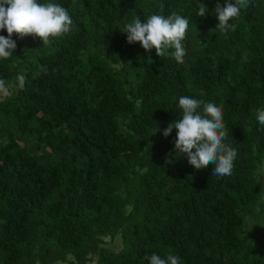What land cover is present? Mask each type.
<instances>
[{
	"label": "trees",
	"instance_id": "16d2710c",
	"mask_svg": "<svg viewBox=\"0 0 264 264\" xmlns=\"http://www.w3.org/2000/svg\"><path fill=\"white\" fill-rule=\"evenodd\" d=\"M40 2L65 7L74 27L48 48L13 34L0 60L12 86L0 96V264H149L154 253L264 264V0L224 32L214 10L225 0ZM173 12L189 20L182 64L122 34L137 16ZM185 95L222 105L232 175L194 169L177 158L175 129L163 136Z\"/></svg>",
	"mask_w": 264,
	"mask_h": 264
},
{
	"label": "clouds",
	"instance_id": "9594fccd",
	"mask_svg": "<svg viewBox=\"0 0 264 264\" xmlns=\"http://www.w3.org/2000/svg\"><path fill=\"white\" fill-rule=\"evenodd\" d=\"M250 3L251 0H225L223 5L216 3V29L221 32L235 30L236 25L229 24V21L238 17L240 10L249 7ZM159 8L162 10L163 4ZM206 11L205 5L199 3L197 15L204 17ZM73 27L69 11L60 4L41 3L40 0H0V31L7 32V37L0 35V60L13 56L17 48L13 34L19 39L26 36L39 39L42 47L48 48L56 38L69 34ZM188 27L189 20L175 12L168 16L150 14L143 22L139 16L125 22L122 34H126L128 44L138 42L145 52L155 49L157 57H168L182 64L186 56L183 41ZM25 82V74L20 73L15 86L23 89ZM11 87L0 79V96L10 95ZM199 95L203 97L205 93L201 91ZM178 108L180 117L163 131L167 138L175 129L173 143L177 158L186 156L189 165L196 170L212 165V175L217 177L232 175L238 153L233 146L224 143L228 130L223 120L222 105L185 95L179 98ZM256 120L264 130V109L256 110ZM145 259L149 264H180L179 256L172 254L161 258L154 253Z\"/></svg>",
	"mask_w": 264,
	"mask_h": 264
},
{
	"label": "rangeland",
	"instance_id": "374dc122",
	"mask_svg": "<svg viewBox=\"0 0 264 264\" xmlns=\"http://www.w3.org/2000/svg\"><path fill=\"white\" fill-rule=\"evenodd\" d=\"M112 243H114V244H115V243H117V241L115 240V241H114V242H112ZM93 260H94V259H93V258H91V260H90V261H88V262H86L85 264H93V262H92Z\"/></svg>",
	"mask_w": 264,
	"mask_h": 264
}]
</instances>
